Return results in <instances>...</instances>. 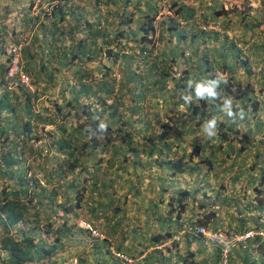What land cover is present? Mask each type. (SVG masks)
<instances>
[{
    "label": "crops",
    "instance_id": "1",
    "mask_svg": "<svg viewBox=\"0 0 264 264\" xmlns=\"http://www.w3.org/2000/svg\"><path fill=\"white\" fill-rule=\"evenodd\" d=\"M49 1L52 3L45 0H0V98L5 97L12 105L10 122L4 128L9 133L18 128L17 136L12 134L13 141L19 138L21 117L29 121V135H33L34 145L40 141L53 143L66 135L58 130L59 126H66V131L70 132L77 124L73 117H78L82 109L77 105L76 109L68 106V100L77 97L78 102H88L79 94L85 93L83 83L92 86V96L104 94L100 86L105 81L111 84L108 73L115 70L116 62L120 64L121 71L135 80L130 82L133 96L142 93L147 103L154 104L159 111L164 109L172 118H165V121L179 122L166 127L161 124L152 127V134L146 140L147 146L153 147L151 156L149 150L138 155L125 150L117 154L114 144H118L113 138L105 150L100 143L96 147L98 149L81 155L84 169L77 170L75 176L72 172H61L62 168L56 170L61 176L63 174L61 184L65 183L66 173L67 180L74 176L80 184L89 169L92 189H82L81 199L72 204L65 201L64 195L63 200H58L67 185L61 187L63 193L56 195L54 202L47 198L52 186L48 184L44 188L42 201L29 209L33 219H26L28 233L25 235L39 236L49 253L25 264H125L114 256L113 251L127 255L131 259L129 264H211L218 257V247L203 236L184 230V224L201 219L200 222L211 229L229 224L241 232L254 225L246 217V208H256V204L254 199L250 200V187L243 186L241 202L226 203L225 208L222 196L240 194L243 190L238 184L225 191L216 185L219 176L225 180L233 177L231 170L216 169L218 173L205 168L200 171L185 169L183 164L190 157L186 155L182 159L181 154L190 151L188 143L194 135L186 136V131L182 132L186 125L173 118V113L184 111L173 87L175 82L182 81L181 84L188 82L184 87L187 89L192 77L196 79V74L208 65L217 71L223 65L229 70L227 66L235 60L240 63L235 67L238 75L244 74L247 70L244 67L248 66L251 79L255 77L259 86L258 78L264 71V0H171L184 18L195 16L207 24L218 20L223 26L201 31L192 21L178 26L163 20L161 32L155 35L151 44L148 42L151 37L148 20L155 15L161 0ZM118 31L121 33L117 35ZM120 35L123 37H118ZM20 40L24 41L21 57L28 64L33 81V91L29 93L7 90L3 86L8 49ZM145 49L150 54L146 59H140L159 61L161 72L165 73L166 86L171 88H153L155 84H150V79L144 74L134 75L132 71L137 65V72L143 71L137 60ZM185 62L186 68H181ZM244 77L249 79L246 75ZM136 81L142 82L139 88ZM4 108L8 111V107ZM3 109L0 107V114ZM123 113L131 124V130L144 129L148 124L135 119L128 105ZM141 136L142 133L135 137L140 144ZM181 140L184 150L178 147ZM18 151L16 147L13 153ZM60 156L64 169L65 160L63 155ZM168 160L171 162L167 163ZM191 160L195 163L197 158ZM47 175L48 170L46 178ZM41 182L45 185L44 179ZM183 189L194 192L181 201L184 204L182 208L179 194ZM94 190H98L99 198L94 197ZM213 197L216 198L212 201ZM235 206L240 210L231 217ZM210 210L216 214L208 218ZM240 211L244 212V221L238 218ZM78 216L97 223L105 232V238L93 240L88 233L77 228L75 219ZM36 222L47 223V229L43 232L36 230L33 226ZM157 242H164L165 246L154 249ZM248 242H241L233 248L231 264H258L251 255Z\"/></svg>",
    "mask_w": 264,
    "mask_h": 264
},
{
    "label": "trees",
    "instance_id": "2",
    "mask_svg": "<svg viewBox=\"0 0 264 264\" xmlns=\"http://www.w3.org/2000/svg\"><path fill=\"white\" fill-rule=\"evenodd\" d=\"M141 63L143 64V71L137 72L139 69V66L137 65L136 68H134V71H132L134 75L140 76V74H144L147 78L150 79V84H155L152 86L153 88H166V82L164 81L165 73L159 70L158 72H155L156 68L155 65L152 64L151 60H143ZM227 67L229 68V70H233V62L230 63ZM198 74L199 73H197L196 75ZM134 81L135 80H132V76L124 72L121 78L120 87L115 94L113 93V88L111 84H109V81H105V84H102L100 86V89L105 91L104 94L99 93L94 94L93 96L90 93L92 86L90 84H81L83 87L82 90L88 94L82 93L81 89L79 91L81 93L79 94L83 95V99H87L88 102L90 99H94V102L83 103L82 101H80V103L78 102L79 99L77 97H74L73 100H68V106L72 105V107L76 109L75 105H77L78 107H81L82 111L78 112V114H80L78 115V117H73L77 119H74L77 124L73 125L74 128L70 132L66 131V126H59L58 130L61 129L60 132L63 134L66 133V135H64L63 137L61 136L56 140V142H53L52 148L53 151H55L54 153L59 155L63 154V159L65 160L64 164L67 166H65L63 169V165L60 162L57 165V169L62 167L61 172H68L71 174L73 168L77 166L76 162L79 158H81V155H83V153L89 147L96 150L98 149L96 147L101 143L103 145V150H105L104 147L112 142L113 138L115 141H117L118 144H114L115 153L117 154H122L123 150L134 155H138L143 152L148 153V150L150 156L153 154V152H151V150H153V147H148L146 142V140L152 134V127L155 126V124H161L163 127H166L167 125L177 123L179 121H165V118H172L168 117L167 112L164 109H162V111H159L154 104L147 103L145 101L146 96L142 93L133 96L134 90H131L132 87L130 86V82L134 83ZM136 83L138 88L140 84H142L141 81H136ZM187 83L188 82H186V84ZM186 84L180 83V85H177V82H175L174 88L176 87L177 90L173 88V93H176V96L178 95V97H176L178 99V103H190L192 100H196L199 103L198 105H195L193 107L194 109L188 110L185 113H173V118H178V120H181V124L184 123V125H186L184 126L186 129L183 128L182 132L186 131V136H190L191 134L194 135V137L191 138L188 143L190 151L187 154H181L182 159H184L186 155L190 157L189 159H187L188 161H185V163L183 164L185 166V169H188L189 171L195 169L200 171V169L202 168H205L209 171L212 169L216 170L217 166H214L215 164H224L225 162L230 163L231 166H229V169H233L237 166L242 167V164H237V159H231L230 155H233V153L243 152L246 149L245 143L248 137L247 135H245V133H250L251 130H247L244 133V142V140L237 135L238 129L235 128V121L238 120V118L243 119V114L247 113V107L253 105V102L250 99L249 95V92L251 91L250 86L248 84L244 87L240 84L231 85L229 84L227 79H215V82L213 85H211V87L216 93L215 96L217 97V101L211 104L208 100L211 98V96L207 97L208 99H201L195 95V87L198 84L197 78L196 80L192 79V83L190 84L192 87L189 86L187 88L189 90L188 92L186 91L187 89H184ZM103 86L106 88H103ZM221 91H223L222 97L220 96ZM185 93L190 94V96H187ZM86 95L88 96L86 97ZM182 95L190 98L185 100L182 98ZM212 97L214 98V96ZM26 100L28 101V96H26ZM226 100L231 102L230 109L224 107ZM236 100L238 101V106L234 107V103L236 102ZM143 102H145L144 105ZM93 103L99 105V107H93ZM176 104L177 103L174 102L175 106ZM127 105L129 107V110L132 112V116H134L135 119L145 121L146 124L148 123L144 129L131 130V124L128 118L125 120V116L123 113V110H125V107H127ZM4 106L8 107L9 112L10 110H12L11 102H8L5 97L0 98L1 109H3ZM2 111L7 110H5L4 108ZM229 111L231 112V115L229 114ZM24 114L26 115V113ZM83 115L85 116V118ZM212 119H215L216 121V130L218 133L217 138L209 137L204 130L207 122ZM78 120L80 121L78 122ZM101 122H104L107 125V130L105 132L100 128ZM3 127L1 126L0 120V161L5 162L4 168H2L0 164V172L2 177L13 180V183L5 184L4 188H0V215L1 213H4L8 222L16 224V222L18 221L24 222V220L27 218L30 220L33 219L32 217H30L31 215L29 213V209L35 207L37 202L42 201L41 198L44 197L43 190L48 184L52 186V189L50 191L51 194L47 198H49L50 201L54 202L55 197L58 193L56 185L60 183L61 177L63 180V174L61 176V173L56 172V170L51 167L48 168V175L46 178L47 172L43 173V169L45 167L44 166L39 168L40 170L38 172L42 173V177L45 180V185L40 183V178L37 174H33L28 178H24L22 176V173H24V168L19 172L17 169V167L19 166L18 162L22 163L23 158L16 160V158H14L13 151L18 145H22V141L29 140V121L28 119L24 120L21 117L19 122V140L17 141L16 138L15 144H10V140L6 136L7 130ZM17 130L18 128H15L14 132L17 133ZM141 133V137L143 139L140 144V141L136 140L135 137L139 136ZM180 136H182V134H180ZM233 136H237L238 139H235ZM240 143L242 145H240ZM178 147L184 150L182 140L179 143ZM91 152L92 151L90 150L89 154ZM77 155L79 156L77 157ZM227 156H229V158H227ZM47 157H49L48 154H45L42 158L43 161L38 163V165H45L44 160L47 159ZM194 157L197 158L195 163L191 160ZM170 162V160L167 161V163ZM175 162L182 163L180 162V160H175ZM15 165L17 173H12L14 171L13 167ZM216 171L219 173V170ZM16 175L17 178L13 179ZM66 176L67 173L66 175H64V179H66ZM262 179V181H264V175L262 176ZM91 180V177H89L88 179L84 177L83 180L80 181L86 183L85 187H83V191L86 189H92ZM74 183L76 186V179ZM7 185L11 186L10 190ZM193 192L194 190L186 189L182 191V194L184 197H187ZM67 200L68 197L66 195L65 201ZM181 201L182 199H180V205L183 208L184 204H181ZM38 224V222H36V225L35 223L33 224L36 230L38 229ZM47 227L45 229H47ZM24 230V232L27 231V229ZM30 233L31 232L29 231V234ZM45 244L49 243L45 241ZM3 246H7L9 250V260L13 262L30 261L34 257L38 259L40 257H44L45 254L49 253L44 245V240L42 242L40 241V237L32 235L25 236L24 238H21L20 241H16L12 236H8L3 239ZM33 254L36 256H33Z\"/></svg>",
    "mask_w": 264,
    "mask_h": 264
},
{
    "label": "clouds",
    "instance_id": "3",
    "mask_svg": "<svg viewBox=\"0 0 264 264\" xmlns=\"http://www.w3.org/2000/svg\"><path fill=\"white\" fill-rule=\"evenodd\" d=\"M45 1L48 4L52 3V1H49V0H45ZM102 1L105 2L106 0H97V2H102ZM166 1H167V4L169 3V5H170V10H171L170 13H162L161 12L164 8L163 6H164V2H165V0H161L160 7L156 11L155 15L151 19L148 20L149 32L151 34V37L149 39L150 41H148L150 44L152 42L154 43L155 35L157 33L161 32V29H162L161 23L163 20L172 21L175 24H177L178 26H185L186 24L191 23V21H192L193 23H196L197 27L201 31L216 30V29L222 28V26H223L222 22L218 21V20H215L212 24H207L204 22L203 23L200 22L197 18H195V16H190L191 17L190 19H186L182 16L180 11L175 7L174 3L171 0H166ZM263 4H264V2H263ZM150 30H152V32ZM118 33H121V31H118L117 35H118ZM118 37L122 38L123 36L120 35ZM118 37H117V41H119ZM15 43H17V42H15ZM22 49H23V47H22ZM21 54H22V51H21ZM149 54H150L149 50L145 49V50L141 51L140 55H138L139 60H137V63L139 65H141V67H143V64L141 63L143 60H141L140 58L146 59ZM8 59H9V49H8ZM8 59H7V62H8ZM151 61H152V64L155 65V68H156L155 72H158V70L162 71L160 66H159V64H160L159 61H157V60H151ZM7 62H6V65H7ZM245 62H246V60H245ZM25 64L27 66V71L29 73L28 64L26 62H25ZM239 64L240 63H238L235 60V62H233V70L220 69L218 71L214 68V66L208 65L204 71H201L200 74L196 75V78L198 80V84L195 87L196 88L195 89V95L201 99H204V98L211 96L210 99L207 98L209 100V102L211 104L216 102L217 101V97L215 96L216 93L213 91L211 85L214 84L215 79H224L225 78V76L222 73L223 71H224L225 75H227V73H232L235 70L236 66H240ZM180 67L186 68V62L183 63ZM220 67L226 68V66L223 65V66H219L218 69ZM244 68L247 69V70H244V72L245 71L250 72L249 75H247L246 77L251 79V76H252L251 68H249L248 66H246ZM5 69H6V67H5ZM184 70H186V69H184ZM4 73H5V70H4ZM123 74H124V71H121L120 64L117 62H116L115 70L112 71L111 74H110V72L108 73V77L110 79V83H111V86L113 88L114 94L117 92V90L120 87V82H121V78H122ZM29 75H30V73H29ZM30 77H31V75H30ZM192 79H195V76H193ZM207 79L209 80L208 82H206ZM226 79H224V80H226ZM258 79H259V86H257V83H256L257 79L255 77H254V80L251 79L250 81L245 80V78H241L240 81L236 83V84H240L241 86H243V84L246 82L245 86H247V84L250 86L251 91L249 92V95H250V99L253 102L252 106L247 107V113L243 114V119L238 118V120L235 121L236 122L235 128L240 129V133H241V128L244 129L242 134L240 135L241 139H243L245 142V135H247V137H248L246 140V143H245L246 149H245V151L240 152V154H243L244 156H248L249 154L252 153V154H254L255 158H258L261 155L260 152H262V155L264 153V105L262 106V103L264 101L259 102L260 94L264 93V71L261 72V76H259ZM31 80H32V78H31ZM3 82H4L3 86L5 87V89L7 88V90H23L27 93L32 92V91H26V90L21 89V88H18V89L17 88H15V89L11 88L6 84V82L4 81V78H3ZM181 82L182 81L177 82V85H180ZM225 82H227V81H225ZM189 84H191V81H189ZM32 85H33V81H32ZM174 86H175V83H174ZM174 89L177 90L176 87ZM185 94L187 96H189L187 93H185ZM222 94H223V91L220 92L221 97H222ZM184 95H182L183 99L187 100L190 98V97H187ZM86 96H88V95H86ZM212 96H214V98ZM177 97H178V95H177ZM90 102H94V99L93 100L90 99ZM198 103L199 102L196 100H192L190 103L189 102L181 103L182 106H183V104H185L184 111L182 113H185L188 110L194 109L193 107L195 105H198ZM230 103H231L230 101L226 100L224 107L230 109ZM92 105H93V107L96 106V108H97V105L95 103H93ZM237 106H238V101L236 100V102L234 103V107H237ZM2 113H6V114H4V115H6L5 119H8V121L10 122V118H8V117H11L12 114L10 112L7 113V111H2ZM8 114H10V115H8ZM229 114L231 115L230 111H229ZM9 122L7 124H4V127L8 126ZM100 128L105 132L107 130V125L104 122H101ZM204 130L206 131V133L209 137H214L216 135V121H215V119L209 120L207 122ZM247 130H251L250 133H245ZM238 132H239V130H238ZM244 133H245V135H244ZM12 134L17 136L14 131L13 132L11 131L10 133L8 131L6 132V136L8 137L10 142L13 143L16 140L13 141ZM29 136H30L29 140L28 141H22L21 142L22 145H18L17 148L19 149V151L24 150L25 144L30 142L34 146V148H32V152L34 154L33 158L37 161L42 160V158L45 154L50 153L49 152L50 149L47 147V145L50 144V141L49 142L40 141V143L38 145H34V137H32L33 135H29ZM18 140H19V138H17V141ZM44 143H46L47 145ZM240 145H242V144L240 143ZM253 149H255V150L252 151ZM35 150H38V152H35ZM51 150L53 151L52 147H51ZM256 155H259V156H256ZM0 158H1V152H0ZM14 158H16L15 154H14ZM23 158H25V156H23ZM262 158L264 161V155L262 156ZM16 160H17V158H16ZM31 161L34 162L32 159H31ZM23 162H24V159H23ZM18 163L21 164L20 162H18ZM38 163H39V161H38ZM38 163H35V164L38 165ZM0 164H1L2 168H4L5 162L0 161ZM253 164H255V163L253 162ZM216 165L218 166V164H215L214 166H216ZM249 166H251V165H249ZM15 167H16V165L14 166V171L12 173H17L16 170L18 169V167H17V169ZM42 167L45 168L43 173L47 172L48 168H50V167H47V165H42ZM60 168H62V167H60ZM60 168H58V169H60ZM217 169H220L219 166L217 167ZM222 169L231 170L233 177L228 178L226 181L223 176H219L217 178L219 181L216 185L219 184L218 188L220 190L225 191L227 189L225 186V182H227V185H229V181H232L233 185H236V184L242 185L241 189H243V186H249L250 187V189H251L250 190V200L254 199L253 201L256 204V208H254V207L253 208H246V211H247L246 217H249L250 220L253 221L254 225L250 226L249 228L242 230L241 232H238V231H236V229L233 226H231L229 224L222 226V227H219L217 229H211L207 225L201 223L200 222L201 219H198V220L193 219V220L187 221L186 224H184L183 229L187 230L188 232H192L196 235L203 236L208 242H210V243H212L218 247V257L211 264H231V252H232L233 248L237 244L244 242V241L248 242L249 240H252V243H251V241H249L247 243V246H251V250H252L251 255H254V259H257L258 264H264V181H262L263 180L262 176L264 175V163L263 164L262 163L255 164L254 169H250V168L246 169L245 167H239V166L234 167L233 169L232 168L229 169V167L225 168L223 166ZM37 172L38 171H36L35 169L33 171L31 170V166L29 165V161H28V164H27V166H25L24 173H22V176L24 178H28V177L32 176L33 174H37V175L42 174L41 172H38V173ZM0 174H1V172H0ZM38 176L40 178V183L43 184V182H41V181H43L42 176H40V175H38ZM85 177L88 179L89 177H91V175H89V176L85 175ZM15 178H17V175L14 176L13 179H15ZM75 179H76V183L78 184L76 177H75ZM240 179H242V181L239 183ZM81 184L85 185L86 183L81 182L80 185ZM7 186L10 190L11 186L10 185H7ZM4 187H1V188H4ZM183 190H186V189H183ZM183 190H181V192L179 194L180 195L179 201H180V199H182V200L185 198L188 199V196L191 195L190 194L187 197H184L182 194ZM243 191H244V189L241 190L240 194L234 195L232 193L229 196L223 195L222 201H223V204H225V208L227 207L226 203H232L235 201L241 202V198L243 196ZM93 193H94L95 198L100 197L98 190H94ZM197 193H199V192H197ZM215 198L216 197H213L212 201L215 200ZM203 202H204V198H203ZM183 203H186V202H183ZM214 210L216 211V209H214ZM214 210H210L209 213H207L208 218L211 215L214 216L216 214V212ZM221 210L225 211L226 209L221 208ZM239 210H240V208L238 206H235V208L233 209V211L231 213V217H234L235 216L234 212L236 213ZM226 214H230V213L226 212ZM238 218L241 219V221H244L245 216H244L243 211H240L238 213ZM242 218H244V219H242ZM80 219H84V220L90 222L100 232L101 235L95 236L92 233H90L87 229L80 227L79 226V220ZM21 222L18 221V222H16V224L10 223L7 221L6 215L4 213H1V215H0V264H25V262H29V261H23V262L10 261L9 255H8L9 250H8L7 246H3V239L8 237V236H12L16 241L17 240L20 241L21 238L28 236V235H25V232H24L25 230L24 231L21 230L23 228V226H25L24 229L28 228L27 227L28 224H27L26 219L24 220V222H22V223ZM41 225H43L44 229H40ZM75 226L77 228L81 229L83 232L88 233L89 236L91 238H93V240H101V239L105 238V232L103 230H101L100 226L97 223L93 222L92 220H90L84 216H78L75 219ZM200 226L204 227L206 229V231L204 233L197 231V227H200ZM38 230L40 232H43L44 230H46L45 229V223L41 222L38 225ZM248 232H251V234L249 236H245V234ZM219 235H221L220 240L215 239V237L219 236ZM36 237H39V236H36ZM164 246H165L164 242H157L154 244L153 247H154V249H162ZM225 249H227V257H226V262L223 263V261L221 259L223 258V252ZM114 252H119V251H113V254H114ZM33 259H37V258L34 257V258H32V260ZM74 262H76V261L74 260ZM130 262L127 263V262L123 261V263H126V264H129Z\"/></svg>",
    "mask_w": 264,
    "mask_h": 264
},
{
    "label": "rangeland",
    "instance_id": "4",
    "mask_svg": "<svg viewBox=\"0 0 264 264\" xmlns=\"http://www.w3.org/2000/svg\"><path fill=\"white\" fill-rule=\"evenodd\" d=\"M226 69L225 67H220L218 70H220V69ZM220 72V71H219ZM247 71H245L244 72V74H241V75H238V71L237 70H234L232 73H227V75H225V73H224V71L222 72L223 73V75L225 76V78L224 79H226L227 78V80H228V82H229V84H231V85H235L237 82H239L240 81V79L241 78H245L244 77V75H249V73L250 72H247ZM245 80H246V78H245ZM251 79L249 78L248 79V81H250ZM245 84H246V82L243 84V87L245 86ZM168 89L169 88H171L172 86H166ZM262 101H264V93L263 94H260V96H259V102H262ZM264 105V102L262 103V106ZM185 106V104H183V107ZM178 110H183V109H178ZM4 114H6V113H1V115H0V119H1V126H4V124H7L9 121H8V119H5L6 117V115H4ZM8 115H10V114H8ZM8 118H11V117H8ZM217 126V125H216ZM236 129H238V128H236ZM239 130V132L237 133V135L238 136H240L241 134H242V132H243V128H241V133H240V129H238ZM203 131V130H202ZM217 130H216V135L214 136V138H217ZM235 139H238V137L237 136H233ZM16 143V141H14L13 143L12 142H10V144H15ZM47 145V144H46ZM45 145V146H46ZM47 147L50 149V153L48 154V156L49 157H47V159H45L44 160V162H45V165H47V167H52V168H54L55 170H57V165H58V163H60V160H61V156L60 155H63V154H57L56 155V153H54V151H52L51 150V147H52V143H50V144H48L47 145ZM100 147H102V146H100ZM32 148H34V146H33V144L32 143H30V142H28V143H26L25 144V146H24V150H20V151H18V152H16V154H15V156H16V158H17V160L18 159H20V158H23V156H25V158H23L24 159V162L23 163H21V164H19V166H18V172L20 171V170H22L23 168H25V166H27V164H28V161H29V165L31 166V170L33 171L34 169L36 170V171H39L40 169L39 168H41L42 166H40V165H37V164H35V163H38V161H39V163L42 161V160H35L34 158H33V156H34V154H33V152H32ZM94 151V149L93 148H88L86 151ZM255 149H253L252 151H254ZM85 151V152H86ZM85 152L83 153V155L85 154ZM89 154V153H88ZM260 156L259 155H256V156H259L258 158H255V156H254V154H249L248 156H244L243 154H240V153H233V155H230V158L231 159H237V164L238 163H241L242 164V167H245L246 169H248V168H250V169H254L255 168V164H258V163H264V161H263V158H262V156L264 155V153H263V155H262V152H260ZM79 155H77V157H78ZM244 156V157H243ZM37 158V157H36ZM50 158V159H49ZM227 158H229V156H227ZM31 159L34 161V162H32L31 161ZM49 159V160H48ZM58 160V161H57ZM72 160V159H71ZM257 160V161H256ZM83 162L84 161H82L80 158L78 159V161L76 162L77 163V166H75L74 168H73V170H72V173L74 174V176L76 175L75 173H76V171L77 170H83L84 169V166H83ZM253 162L255 163V164H253ZM253 164V165H252ZM249 165H251V166H249ZM65 166H67V165H65ZM218 166H219V168L220 169H222V166H224L225 168H228L229 166H231L230 165V163L229 162H226V163H224V164H218ZM14 168V167H13ZM13 168H12V171H13ZM86 168V167H85ZM87 170V169H86ZM89 170V169H88ZM16 172H17V170H16ZM89 172L87 171L86 172V174L85 175H87V176H89V174H88ZM74 176H72V177H69V179L67 180V179H65L64 181H65V183L64 184H59L58 183V185H56V188L58 189V193H57V195L58 194H62L63 193V191H61L62 189H61V187L62 186H66L67 185V188H66V191L62 194V196H60V197H58V200L59 199H61V200H63L64 199V196H66L67 195V197H68V202L69 203H72V204H75L76 203V201H79L80 199H81V190L83 189V187L85 186V185H83V184H77L76 183V186H75V183H74V181H75V177ZM71 179H72V182H71ZM227 181V180H226ZM12 184L13 183V180H9L8 178H4V177H2V175L0 174V188L1 187H4L5 186V184ZM68 183V184H67ZM232 185H233V182L232 181H229V185H227V182H225V186H226V188L227 189H230L231 187H232ZM231 186V187H230ZM224 187V186H223ZM60 190V191H59ZM64 195V196H63ZM47 225V223H45V226ZM43 227V225H41V228Z\"/></svg>",
    "mask_w": 264,
    "mask_h": 264
},
{
    "label": "built area",
    "instance_id": "5",
    "mask_svg": "<svg viewBox=\"0 0 264 264\" xmlns=\"http://www.w3.org/2000/svg\"><path fill=\"white\" fill-rule=\"evenodd\" d=\"M162 13H170V5L167 4L165 0ZM24 46V41L20 40L17 43L12 44L9 47V59L6 65L5 73H4V81L11 88H21L26 91H33V85L31 77L27 71V66L25 62L21 58V49ZM79 226L87 229L90 233L95 236H100V232L88 221L84 219L79 220ZM197 231L204 233L206 229L204 227H197ZM251 232L245 234V236H249ZM220 236H216L215 239L220 240ZM114 255L124 262H130L131 260L121 252H114ZM227 257V249L223 252V258L221 259L223 263L226 262ZM126 264V263H125Z\"/></svg>",
    "mask_w": 264,
    "mask_h": 264
}]
</instances>
